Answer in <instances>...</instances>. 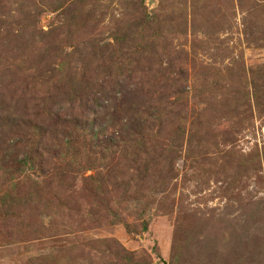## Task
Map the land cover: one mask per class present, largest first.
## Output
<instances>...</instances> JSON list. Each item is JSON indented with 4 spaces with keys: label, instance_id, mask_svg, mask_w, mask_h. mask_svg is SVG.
Returning a JSON list of instances; mask_svg holds the SVG:
<instances>
[{
    "label": "rangeland",
    "instance_id": "rangeland-1",
    "mask_svg": "<svg viewBox=\"0 0 264 264\" xmlns=\"http://www.w3.org/2000/svg\"><path fill=\"white\" fill-rule=\"evenodd\" d=\"M0 264H264V0H0Z\"/></svg>",
    "mask_w": 264,
    "mask_h": 264
}]
</instances>
